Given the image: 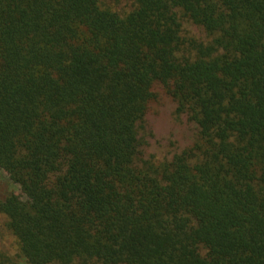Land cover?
<instances>
[{
  "label": "trees",
  "instance_id": "1",
  "mask_svg": "<svg viewBox=\"0 0 264 264\" xmlns=\"http://www.w3.org/2000/svg\"><path fill=\"white\" fill-rule=\"evenodd\" d=\"M0 169L12 264H264V0H0Z\"/></svg>",
  "mask_w": 264,
  "mask_h": 264
},
{
  "label": "rangeland",
  "instance_id": "2",
  "mask_svg": "<svg viewBox=\"0 0 264 264\" xmlns=\"http://www.w3.org/2000/svg\"><path fill=\"white\" fill-rule=\"evenodd\" d=\"M188 28L196 36V28L192 25H188ZM153 91L156 97L149 105L147 117V127L153 135L149 139L146 153L154 155L157 160H163L192 145L197 131L196 126L185 117L176 118L175 102L161 84H155ZM9 192L18 195L19 189L0 169V197ZM4 221L0 215V264H12L19 260V256L13 237L4 227Z\"/></svg>",
  "mask_w": 264,
  "mask_h": 264
}]
</instances>
